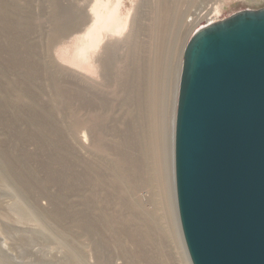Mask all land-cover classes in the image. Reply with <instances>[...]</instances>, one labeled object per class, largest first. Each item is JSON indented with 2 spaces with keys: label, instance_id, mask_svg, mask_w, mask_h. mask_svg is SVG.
<instances>
[{
  "label": "rangeland",
  "instance_id": "374dc122",
  "mask_svg": "<svg viewBox=\"0 0 264 264\" xmlns=\"http://www.w3.org/2000/svg\"><path fill=\"white\" fill-rule=\"evenodd\" d=\"M1 1L12 6L0 14L16 34L0 32V243L13 245L23 264H108L120 251L128 264H184L177 238L165 233L161 196L151 235L138 226L136 201L151 197L158 155L136 149L144 137L158 146L162 118L177 111L173 88L192 26L264 8V0ZM116 12L121 28L91 46L85 32ZM122 137L138 166L126 162L125 178L116 172L127 187L109 175Z\"/></svg>",
  "mask_w": 264,
  "mask_h": 264
},
{
  "label": "water",
  "instance_id": "95a60500",
  "mask_svg": "<svg viewBox=\"0 0 264 264\" xmlns=\"http://www.w3.org/2000/svg\"><path fill=\"white\" fill-rule=\"evenodd\" d=\"M175 174L192 264H264V8L236 12L189 40Z\"/></svg>",
  "mask_w": 264,
  "mask_h": 264
},
{
  "label": "bare ground",
  "instance_id": "6f19581e",
  "mask_svg": "<svg viewBox=\"0 0 264 264\" xmlns=\"http://www.w3.org/2000/svg\"><path fill=\"white\" fill-rule=\"evenodd\" d=\"M10 6H11V4L5 5V3L0 0V11L3 12L5 9L9 8V13H11L12 6H11V8H10ZM198 9H199L198 11L194 12V16H193V20H195V22H196L197 18H200L203 14L206 13L202 7L198 8ZM110 14L111 13H109L108 15H110ZM3 17L4 16L2 14H0V32L4 33L6 35H9L11 33L14 34L15 32H13V29L11 27L13 24L10 22L11 23V25H10V23L3 20ZM109 17H111V16H109ZM201 18L204 19V17H201ZM215 18H208L206 22L209 24L217 22V21H215ZM106 20H107V18H106ZM118 20H120V22H121L120 15L118 12H116L114 14V16H112L111 18H109L106 21L105 26L102 27L101 29L98 30L97 28H94V29L87 30L85 32V35L89 38V41L91 43L90 45L96 46L97 44H99L101 42V36H102L104 30H105V32L106 31L109 32L110 29H112V27H114V25L115 26L117 25V31H118L119 28H121L120 25L117 24V22L119 23ZM199 25H200V23L192 26L190 34H192L194 32V30L199 29L198 28ZM201 26L203 27V25H201ZM78 38H79V35H78ZM11 41H12L11 49L13 50V47H14L13 44L16 45V43L14 42V39H11ZM11 41H10V44H11ZM84 44L86 45V43H84ZM87 46H89V44ZM87 48H89V47H87ZM93 49H94V47H93ZM182 56H184V55H182ZM183 61H184V58H183ZM183 61L182 62L180 61L179 65H178V67H179L178 72H177L178 76H176L177 79H176V83H175L174 88H173V99L171 101L172 106L174 105V107H176V108L178 107L180 80H181V73H182V68H183ZM176 112L177 111L175 110L174 116L173 115L171 116V117H173V118H171L172 121H171V119H169L167 121L166 116H164L162 118L161 127H160L161 132L159 134V138L155 139L158 146L149 144L147 141V137H144L145 141H143L144 144H142L144 147H142L140 145L136 149L137 154H143L147 159L152 158L153 155L154 156L158 155L157 160H155V166L156 167H154L153 172L151 174V177L153 180L152 181L150 180L147 183L148 184L147 186H149L152 189L151 197H150V199L145 200L144 196H146V195L142 194V198L139 195L140 198L138 197V199L136 201L138 207H140L139 225L138 226L140 228H146L147 227L145 232L148 233L149 235H151L150 231H151L152 224H151L150 220H153L155 223H157L155 216L158 215V211L160 210L159 203H160V196H161L163 198L162 204H163V210H164V212L162 214V218L164 219L166 226H167L165 229V233H167V234L170 233L175 238H177L178 246L181 247V254H182L184 264H192L191 259L189 257L188 250H187V246L185 243V239L183 236V231H182L180 217H179V210H178V206H177L178 204H176V197H175V184H176V178H175L176 177V174H175V135H176V119H177V113ZM164 114H165V112H164ZM124 133H125V130L122 132V134H124ZM141 134H143V136H146V135H144V133H141ZM138 135L140 136V134H138ZM155 141L153 143H155ZM119 149H121V150H119ZM119 149H118L119 151L117 152L119 154V157L117 158L118 163H112L111 167H110V174L109 175H110L111 181H115L116 179H118L116 176L117 175L116 172L118 174L122 173V176L125 178L126 171L123 170V165L126 164V162H131V160L132 161L135 160V159H133V156L129 157V155L131 154V150L126 151V145H125V138L124 137L121 138V143H120ZM133 164L135 165V161H133ZM109 165H110V163L108 164V168H109ZM135 166H137V165H135ZM146 166L147 167L145 169H150L152 171L151 166L149 164H147ZM131 171H134V170H131ZM2 175H3L2 179L6 178L5 173H2ZM123 177L120 179V175H119L118 180H120V182H124V185L127 187V182ZM124 185H123V187H125ZM119 194H120V192H119ZM108 214H109V216H108L109 232H110L111 236L114 237L115 231H116V229H115L116 222H115V212H114L113 205H111V207L109 206ZM146 220H147V223H146ZM118 223H119L118 232L122 237L127 232L126 213H125L124 207H122V209L119 212ZM5 226L6 225L4 224L3 229ZM166 230H167V232H166ZM0 231H2L1 226H0ZM140 232H143L142 229H140ZM0 234H1V232H0ZM1 239H2V236L0 235V241H1ZM152 240H153V238L151 239L150 244H152ZM4 241L6 244L2 245L0 243V264H23V263L17 261L16 255L14 254V252H15L14 246L9 245L7 240H4ZM138 247H140L142 249V245H141L140 241H138ZM99 254L101 256V252ZM101 257H103V256H101ZM151 262H152V264H154V261H151ZM108 264H128L127 260L125 259V253L122 251H120L119 253L115 252V254L112 255L111 260L109 261ZM130 264H136V263L130 262Z\"/></svg>",
  "mask_w": 264,
  "mask_h": 264
}]
</instances>
